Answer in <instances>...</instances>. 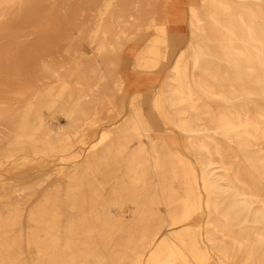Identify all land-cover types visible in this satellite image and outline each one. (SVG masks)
<instances>
[{
	"label": "bare ground",
	"instance_id": "6f19581e",
	"mask_svg": "<svg viewBox=\"0 0 264 264\" xmlns=\"http://www.w3.org/2000/svg\"><path fill=\"white\" fill-rule=\"evenodd\" d=\"M0 264H264V0H0Z\"/></svg>",
	"mask_w": 264,
	"mask_h": 264
},
{
	"label": "rangeland",
	"instance_id": "374dc122",
	"mask_svg": "<svg viewBox=\"0 0 264 264\" xmlns=\"http://www.w3.org/2000/svg\"><path fill=\"white\" fill-rule=\"evenodd\" d=\"M62 4V3H61ZM57 6H58V4H46L45 6H44V8H46V9H51V10H54V9H57ZM67 28L68 29H70V24H69V22L67 23ZM175 33H178V34H182L183 36H184V41H186V38H187V27L185 26V25H183V27L181 28V29H179L178 31H175ZM20 42H24V43H26V44H29V43H31L33 40H34V38L33 37H29V38H25V37H19V39H18ZM66 44L67 43H64V44H62L60 47H59V49H62V48H64L65 46H66ZM142 44V43H141ZM84 46H82V49L83 50H86V47H85V44H83ZM137 45H134V44H128V46H127V49L126 50H129V49H133V47L135 48ZM138 46H141V45H138ZM137 46V47H138ZM58 49V50H59ZM61 54H63L62 52H61ZM55 57H58V55H59V52H57V51H55ZM128 53H125V54H123V56L124 57H128ZM157 76H155L154 78H156V80H158V83L156 84V85H159L160 84V82H161V80H162V78H163V76H164V72H162V73H160V74H156ZM131 77V76H130ZM145 110H146V112L147 111H149V105H146L145 106ZM102 117H106V111H103V113H102ZM60 123L61 124H63L64 123V121H62V120H60ZM25 251V250H24ZM25 253H26V251H25Z\"/></svg>",
	"mask_w": 264,
	"mask_h": 264
}]
</instances>
